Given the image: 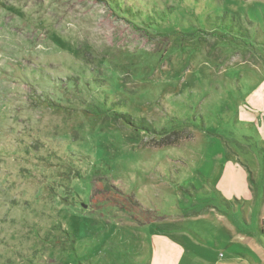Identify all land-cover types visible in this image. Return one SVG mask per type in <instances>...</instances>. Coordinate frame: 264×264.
I'll return each instance as SVG.
<instances>
[{
  "label": "rangeland",
  "instance_id": "374dc122",
  "mask_svg": "<svg viewBox=\"0 0 264 264\" xmlns=\"http://www.w3.org/2000/svg\"><path fill=\"white\" fill-rule=\"evenodd\" d=\"M263 200L264 0H0V264H264Z\"/></svg>",
  "mask_w": 264,
  "mask_h": 264
},
{
  "label": "trees",
  "instance_id": "16d2710c",
  "mask_svg": "<svg viewBox=\"0 0 264 264\" xmlns=\"http://www.w3.org/2000/svg\"><path fill=\"white\" fill-rule=\"evenodd\" d=\"M227 28H229V27H227ZM141 127H142V128H145V130L149 131V127H148V126H146V125L142 124V126H141Z\"/></svg>",
  "mask_w": 264,
  "mask_h": 264
},
{
  "label": "crops",
  "instance_id": "0c3cea01",
  "mask_svg": "<svg viewBox=\"0 0 264 264\" xmlns=\"http://www.w3.org/2000/svg\"><path fill=\"white\" fill-rule=\"evenodd\" d=\"M264 201V200H263ZM263 206H264V202H263ZM263 224V223H262Z\"/></svg>",
  "mask_w": 264,
  "mask_h": 264
}]
</instances>
